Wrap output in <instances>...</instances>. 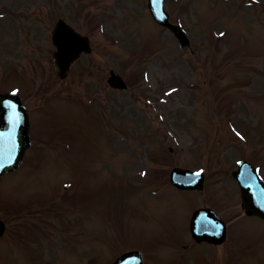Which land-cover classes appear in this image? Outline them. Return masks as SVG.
<instances>
[{"label": "rangeland", "instance_id": "obj_1", "mask_svg": "<svg viewBox=\"0 0 264 264\" xmlns=\"http://www.w3.org/2000/svg\"><path fill=\"white\" fill-rule=\"evenodd\" d=\"M145 3L0 0V83L8 82L0 90L20 85L37 117L38 92L46 83L58 88V98L47 103L58 102L53 114L62 141L55 172L23 175V169L0 184L4 193L50 195L46 202L60 204L53 212L33 208L20 227L24 234L12 233L11 225L0 240L1 263L110 264L137 249L144 264H208L199 254L205 244L182 247L191 242L192 211L225 203L218 213L228 221L237 215L239 192L227 175L239 159L262 163L264 177V0H166L170 21L190 39L184 49L153 22ZM59 17L89 37L92 52L57 85L49 33ZM212 31L223 38L215 40ZM109 69L123 77L125 91L97 87L94 80L102 83ZM173 167H206L204 195L174 191ZM66 183L72 186L64 189ZM11 203L0 201L1 218L13 216ZM238 229L256 240L238 264H254L264 255V223L246 217Z\"/></svg>", "mask_w": 264, "mask_h": 264}, {"label": "water", "instance_id": "obj_2", "mask_svg": "<svg viewBox=\"0 0 264 264\" xmlns=\"http://www.w3.org/2000/svg\"><path fill=\"white\" fill-rule=\"evenodd\" d=\"M151 3L150 12L153 18L160 24L168 27L181 41L183 45H188L187 38L181 32L179 27L172 26L168 22V16L163 11L164 0H149ZM58 34V36H57ZM53 43L58 44V67L61 70V74L64 75L68 70L69 64L79 55L80 52H88V42L86 38L80 37L75 33L71 28L65 26L64 24H58L56 32L54 31ZM66 57H64V56ZM17 103L20 106V100L16 96L12 95H0V119L2 118V112L5 113V118L13 119L18 117ZM4 109V111H2ZM22 110H24L22 108ZM8 124L1 123L0 129L8 130ZM6 134L4 138H0V175L7 170V167L15 158L12 155L11 150H15L16 142L15 138H10L9 131L0 130V135ZM16 135V133H15ZM24 131L21 130L18 135V141L21 143L24 138ZM6 140V141H5ZM5 142L10 144L5 148ZM247 163H241L238 171L243 170L242 175L239 173L238 176L241 179L240 185L242 189V197L244 200L243 207L246 210L247 214H256L258 211L252 206L251 197H254V200L257 204L264 203V187L260 186V183L255 178L254 174L250 172V168L247 166ZM179 172V171H178ZM184 172V171H183ZM175 174V173H174ZM178 173L176 175H179ZM187 177H191V174H185ZM180 184V183H178ZM251 193V195H250ZM254 193V194H253ZM258 194V196L256 195ZM257 196V197H256ZM3 229L0 226V234H2ZM130 258L121 259L119 264H130Z\"/></svg>", "mask_w": 264, "mask_h": 264}, {"label": "flooded vegetation", "instance_id": "obj_3", "mask_svg": "<svg viewBox=\"0 0 264 264\" xmlns=\"http://www.w3.org/2000/svg\"><path fill=\"white\" fill-rule=\"evenodd\" d=\"M235 238H236V239H235ZM235 238H234V239H230L228 242H230L231 244H233V243L239 241V239H241V238L238 237V236H236ZM224 252H225L226 254L231 255V256H234V255H235V252H234V249H233L232 246H230V247H228V248H225V249H224Z\"/></svg>", "mask_w": 264, "mask_h": 264}]
</instances>
